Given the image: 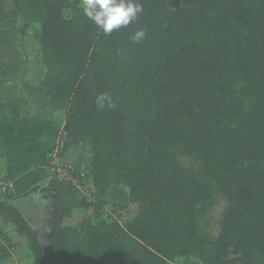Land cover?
<instances>
[{
	"label": "trees",
	"instance_id": "16d2710c",
	"mask_svg": "<svg viewBox=\"0 0 264 264\" xmlns=\"http://www.w3.org/2000/svg\"><path fill=\"white\" fill-rule=\"evenodd\" d=\"M10 2L37 29L41 77L28 81L68 141L57 154L70 175L46 169L43 192H71L82 214L65 224L74 207L58 206L45 244L9 187L0 243L16 250L12 225L35 264H264V0H139L143 13L107 35L83 0ZM103 94L115 107L97 106ZM121 189L125 205L110 201Z\"/></svg>",
	"mask_w": 264,
	"mask_h": 264
},
{
	"label": "crops",
	"instance_id": "0c3cea01",
	"mask_svg": "<svg viewBox=\"0 0 264 264\" xmlns=\"http://www.w3.org/2000/svg\"><path fill=\"white\" fill-rule=\"evenodd\" d=\"M29 85L30 83L26 84L22 92L32 95V98L24 99L23 102L21 100L16 102L14 96L17 94L15 89L18 85L4 84V88L10 92L6 93L4 91V96L0 98V102L4 104V107L0 108V174L9 176L15 182L13 191L17 195L12 200L13 206L28 222L29 227L40 240V236L46 231L43 225L46 217L49 220L46 223V226H48L46 232H49L51 225L54 223L58 206H61V208L74 207L73 210L76 216L81 215L82 210L76 209L75 203L77 200L71 192L57 195H51L50 193L46 195L43 192V189L47 188L53 180V177H50L46 171V154L50 150L64 151L65 142L68 141L63 136L64 120L61 114L52 111L40 87H38L39 91L36 88L32 89V87L30 90ZM31 86H34V84ZM37 95L41 96V101L45 103L41 110L36 109V104L41 103L40 100L36 101ZM9 96H12V98H9ZM20 96H22V93ZM24 96L23 98H29L26 95ZM55 120L57 121L56 126L53 125ZM41 121L44 125L39 123ZM49 123H51V126H49ZM68 151L74 157L68 156ZM77 152H81L83 155L84 150L79 148L65 150V158L72 161L81 158L78 155L75 158ZM84 157H86L85 152ZM84 157L82 156V158ZM80 206L82 208V205ZM31 214H34L38 219L39 223L37 225L39 227L37 229H33L29 224L28 217ZM6 228L10 233L11 243L15 245L16 250L13 251L8 248L7 250L3 246L4 244L0 243L2 246V249H0V264H18V260L22 262L19 258L20 253L15 255L13 253L20 251L23 248H20L22 244L25 246L26 240L24 236L20 237L14 234L12 225L6 226Z\"/></svg>",
	"mask_w": 264,
	"mask_h": 264
},
{
	"label": "rangeland",
	"instance_id": "374dc122",
	"mask_svg": "<svg viewBox=\"0 0 264 264\" xmlns=\"http://www.w3.org/2000/svg\"><path fill=\"white\" fill-rule=\"evenodd\" d=\"M22 24L19 22L18 16L16 15L15 10L13 9L10 0H0V98H2L6 93H9V90L4 88L5 83H10L12 85L17 84L16 92L17 94L14 96L15 101L19 102L20 100L23 102L24 99H31L32 95H27L23 93L22 90L25 88L26 84L30 83L29 89L38 90V86L34 84L31 86L32 80L38 81V77H41L42 68L38 65L36 61V51H37V29L30 28V29H22ZM44 72V71H43ZM30 79V81H28ZM28 83H26V82ZM20 86V87H19ZM8 89V88H7ZM5 91V92H4ZM39 91V90H38ZM34 92V91H31ZM20 93V94H19ZM22 93V96H20ZM28 96L29 98H23ZM20 96V98H18ZM17 97V98H16ZM41 96L37 95L36 101L40 100V104H36V109L41 110V107L44 106V101H41ZM12 98V96H9ZM14 99V98H13ZM44 99V98H43ZM47 108V107H46ZM30 111V109H29ZM58 114V113H57ZM60 120V119H59ZM61 121V120H60ZM40 124L44 125L43 121L39 122ZM53 124V123H52ZM54 126L57 125V121L55 120ZM51 126V123H49ZM82 150V149H81ZM80 156L84 157L81 152H77L75 158ZM67 156V155H66ZM68 156H73L71 152L68 151ZM74 157V156H73ZM78 159V158H76ZM12 184L15 182L12 181ZM14 186V185H13ZM116 196L110 199L111 202L125 205V191L123 189L118 190ZM28 206V205H26ZM110 206V205H109ZM223 209V202L218 201L211 210H209V215L212 218V228L214 232L217 231L218 224H217V217L220 214L221 210ZM81 215L74 216L73 218H69L65 220L66 223L77 222ZM29 224L33 229H37L39 225L38 219L35 217L34 214L29 215ZM48 217L45 219L44 229L47 231L48 226H46ZM49 221V220H48ZM51 221V218H50ZM44 232L41 237H44L42 242L48 243V236L49 232ZM20 240V239H19ZM23 247V248H22ZM22 248L20 251H16L13 254L20 253L19 258L22 260L20 262L18 260V264H35L29 256L27 257V253L25 250V246L20 247ZM12 254V255H13ZM28 259V260H26ZM8 264V263H6ZM15 264V263H14ZM184 264V263H179Z\"/></svg>",
	"mask_w": 264,
	"mask_h": 264
},
{
	"label": "clouds",
	"instance_id": "9594fccd",
	"mask_svg": "<svg viewBox=\"0 0 264 264\" xmlns=\"http://www.w3.org/2000/svg\"><path fill=\"white\" fill-rule=\"evenodd\" d=\"M82 7L84 14L106 35L129 26L137 19V14L144 11L139 0H83ZM136 29L132 40L139 43L146 38L147 33L143 28L137 27ZM105 100L109 108L115 107L111 97L107 94L98 98L97 106L103 108Z\"/></svg>",
	"mask_w": 264,
	"mask_h": 264
},
{
	"label": "built area",
	"instance_id": "2783aa9c",
	"mask_svg": "<svg viewBox=\"0 0 264 264\" xmlns=\"http://www.w3.org/2000/svg\"><path fill=\"white\" fill-rule=\"evenodd\" d=\"M46 169H49L52 173H61L66 176L70 175L69 167L61 161V159L58 157L56 150H54L52 153H49L47 158ZM71 182L76 185V188L78 190L84 191L82 182H78L76 179L71 180ZM12 186L13 184L11 181L0 178V195L4 194L6 190ZM85 193L87 192L84 191V194Z\"/></svg>",
	"mask_w": 264,
	"mask_h": 264
}]
</instances>
